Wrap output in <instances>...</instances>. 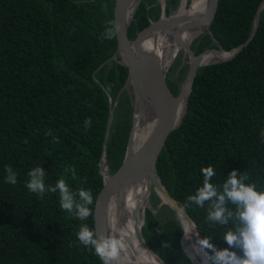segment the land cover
<instances>
[{
	"label": "trees",
	"instance_id": "trees-1",
	"mask_svg": "<svg viewBox=\"0 0 264 264\" xmlns=\"http://www.w3.org/2000/svg\"><path fill=\"white\" fill-rule=\"evenodd\" d=\"M180 0H168L167 14ZM263 0H220L207 31L195 40L200 54L220 46L230 51L244 43ZM116 0H0V264H102L75 233L82 223L95 230L94 211L104 185L101 162L112 105L118 100L107 143L111 173L122 165L133 125L129 70L110 59L118 47L101 38L115 20ZM108 5V14L102 5ZM162 14L159 0H143L128 35ZM206 55L223 56L211 52ZM168 77L177 94L186 75ZM96 72V73H95ZM120 94V96H119ZM112 99V102H111ZM90 117L91 128L84 120ZM264 9L253 40L233 58L199 68L182 124L168 137L158 171L169 193L185 207L204 238L218 248L228 226L205 222L206 210L185 203L202 185V167L212 166V182L223 183L238 170L264 190ZM6 166L17 174L5 182ZM42 166L46 185L60 178L69 187L90 190L94 203L85 221L61 210L59 194L41 198L25 187L28 171ZM78 199V197H77ZM143 235L168 264H194L185 255L180 218L153 190ZM185 247H186V239ZM239 251L237 249H232Z\"/></svg>",
	"mask_w": 264,
	"mask_h": 264
},
{
	"label": "water",
	"instance_id": "water-1",
	"mask_svg": "<svg viewBox=\"0 0 264 264\" xmlns=\"http://www.w3.org/2000/svg\"><path fill=\"white\" fill-rule=\"evenodd\" d=\"M142 1L116 0L115 20L121 24V29L117 36L118 47L115 54L98 68L100 69L111 60H116L128 68V78L120 94L125 90L129 93L134 110L132 117L133 125L125 159L120 168L115 173H111L107 163V143L118 100L112 105L106 129L104 153L100 169L104 176V185L98 195L94 211L95 231L104 233L105 235L113 234L110 225V208L112 203L117 201L118 206L123 208L128 190L143 186L146 188V192L140 204L144 203L145 205L140 220L137 216V209L135 211V234L139 245L150 257L144 256L143 254L136 255L134 258L125 256V264H168L149 246L143 235L142 228L146 223V209H153L150 201L153 190L161 198V204H168L176 211L182 225H184V221H187L194 228L198 238L203 237L195 220L185 207L169 193L163 184L158 171V159L166 145L169 135L184 120L199 68L205 65L227 61L249 45L259 28L261 13L264 9V0L257 10L251 35L244 43L230 51L220 46L219 48H207L200 54H196L190 42L182 39L180 36L181 32L183 28L195 27L204 22L207 24L204 34L210 31V26L218 11L220 0H208L205 12H199L195 15H191L190 13L177 15L176 12L167 14L166 1L159 0L162 6L160 18L152 20L150 25L140 31L135 39H131L128 35V29ZM184 21L187 23L182 24ZM160 32L183 41L184 60L182 66L177 71L176 78L186 63L188 64V72L177 94H174L169 85V68H166L161 52L159 49L150 47L149 45L151 42L150 39H157ZM211 52L227 53V55L218 61L203 62V57ZM181 102L184 103V108L180 112L179 106ZM145 116L154 121L153 129L146 140L137 148H134L135 129L137 126L145 124ZM105 169L109 172L108 177L105 176ZM140 204H137V206ZM184 239L185 237L183 235L181 242L185 250L187 248L185 247ZM126 241L132 246L133 243L128 237ZM193 263L199 264V261L195 259Z\"/></svg>",
	"mask_w": 264,
	"mask_h": 264
},
{
	"label": "clouds",
	"instance_id": "clouds-1",
	"mask_svg": "<svg viewBox=\"0 0 264 264\" xmlns=\"http://www.w3.org/2000/svg\"><path fill=\"white\" fill-rule=\"evenodd\" d=\"M102 10L107 15L108 5H102ZM120 29V23L108 20L101 38L113 40ZM84 125L86 129L91 128L90 117L84 120ZM261 137L264 139V130H261ZM5 171V182L15 185L16 172L11 166H6ZM201 173L202 185L194 194L186 197L185 203L204 208L205 222L213 227L231 224L221 237L228 247L218 248L211 242V237L205 236L196 240L192 252L185 249V255L192 262L196 255H200L202 264H264V190H259L255 183H249L248 175L235 169L220 185L212 182L216 176L214 167H202ZM27 176L25 187L29 192L41 198L46 192L58 193L61 210L71 213L80 221H85L92 215L89 206L93 205L94 199L90 190L78 188L73 191L63 178L58 179L54 185H46V171L42 166L31 168ZM181 229L185 239H190L193 229L187 224ZM75 235L82 246L94 250L102 264H125L126 238L121 229L116 228L113 234L105 235L82 223Z\"/></svg>",
	"mask_w": 264,
	"mask_h": 264
},
{
	"label": "bare ground",
	"instance_id": "bare-ground-1",
	"mask_svg": "<svg viewBox=\"0 0 264 264\" xmlns=\"http://www.w3.org/2000/svg\"><path fill=\"white\" fill-rule=\"evenodd\" d=\"M188 1V3H187ZM208 0H192L190 6H189V0H181L180 6L178 10L176 11L177 15H185V14H191L195 15L199 12H205L207 8ZM186 6V7H185ZM187 23L184 21L182 24ZM207 24L201 23L198 26L195 27H186L183 28V31L181 32V37L187 42L193 43V40L200 37L202 34H204L205 28ZM150 47H155L159 49L162 55V59L166 65V68H169L171 66V63L176 56V54L183 49L182 40H177L174 37H171L163 32H160L158 34L157 39H150ZM227 53H224L223 56H216V55H205L203 57V62L209 63L218 61L224 56H226ZM184 108V103L181 102L179 106V111L181 112ZM145 124L142 126H137L134 133V141L133 146L134 148H137L146 138L149 136L153 129L154 121L152 119H149L147 116H145ZM105 176H109V172L107 169H105ZM146 192L145 187H134L128 190L126 195V201L123 206V208H120L117 204V201H114L112 203V206L110 208V225H111V231L114 233L116 228L121 229L124 232L125 238H129L132 244V246L127 243L126 241V257L134 258L136 255L143 254L144 256L150 257V255L147 254L145 250L141 248L139 245V242L136 239L135 234V211L137 209V216L139 220L141 219L142 210L144 207V203L140 202L144 199ZM137 204L140 205L137 206ZM137 218V220H138ZM140 223V222H139ZM184 224H187L189 228L193 229L191 238L186 240V248L192 252L193 245L195 244L196 240L198 239V236L192 226L189 225L187 221H184ZM193 254H195L193 252ZM152 258V256H151ZM153 259V258H152ZM196 259L199 261V264H202V259L200 255H196Z\"/></svg>",
	"mask_w": 264,
	"mask_h": 264
},
{
	"label": "rangeland",
	"instance_id": "rangeland-1",
	"mask_svg": "<svg viewBox=\"0 0 264 264\" xmlns=\"http://www.w3.org/2000/svg\"><path fill=\"white\" fill-rule=\"evenodd\" d=\"M163 1H166V3L168 2V0H163ZM191 2H192V0H189V6H190ZM180 3H181V0L179 1L178 5L174 9H172V13H175L178 10V8L180 6ZM187 3H188V1H187ZM203 35L204 34H202L200 37L196 38L195 40L200 39ZM195 40H193L192 47H193V44H194ZM183 56H184V49H181L176 54V56L174 57V59H173V61L171 63V66L169 67L168 77H170V78H176L177 71L180 69V67L183 64V60H184V57ZM185 65H188V64L186 63ZM187 72H188V66L186 68V75H187ZM186 75H185V77H186Z\"/></svg>",
	"mask_w": 264,
	"mask_h": 264
}]
</instances>
